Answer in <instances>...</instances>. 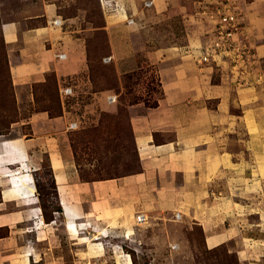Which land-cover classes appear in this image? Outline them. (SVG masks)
Instances as JSON below:
<instances>
[{"label": "crops", "instance_id": "obj_1", "mask_svg": "<svg viewBox=\"0 0 264 264\" xmlns=\"http://www.w3.org/2000/svg\"><path fill=\"white\" fill-rule=\"evenodd\" d=\"M109 1L119 5L113 13L126 22L122 31H133L128 39L121 36V29L111 31V61H119L125 75L139 70L143 57L158 79L156 107L140 102L129 107L141 170L121 178L82 180L65 137L69 125L79 121L65 106L68 117L51 119L47 113H33L27 122L29 136L0 135V233L4 234L0 264H45L61 226L67 241L75 242L69 231L75 225L88 227L82 235L93 236L96 242L127 243V232L135 227L132 223L137 224L139 214L161 219L167 212L191 209L194 220L203 225V220L216 216L212 206L222 205L217 187L224 174L227 179H241L247 196L261 194L251 184L264 182V0H239L243 33L249 36L256 61L244 85L226 66L201 61L206 37L218 22L204 25L202 18L197 19L199 10L185 5L197 7L198 0ZM147 2L150 7H145ZM175 14L186 25L195 23L196 32L183 30L180 36L171 30L173 39L162 44L135 38L138 32L156 33L160 22L172 28ZM58 19L62 25L54 26ZM64 25L55 6L45 0L25 2L16 19L3 24L12 82L17 93L25 90L27 101L33 97L29 88L44 83L49 74H55L59 88L73 89L74 95L64 102L78 99L73 78L86 73L87 66L74 43L65 42ZM127 60L129 64L122 67ZM111 95L119 99L112 90L96 94L106 108L119 103H109ZM222 147L227 148L225 157ZM45 159L53 174L54 203L62 210L51 212L50 218L39 193ZM245 199L242 204L250 206ZM215 236L223 237L219 243L227 237L210 231L208 238Z\"/></svg>", "mask_w": 264, "mask_h": 264}, {"label": "rangeland", "instance_id": "obj_2", "mask_svg": "<svg viewBox=\"0 0 264 264\" xmlns=\"http://www.w3.org/2000/svg\"><path fill=\"white\" fill-rule=\"evenodd\" d=\"M45 1L54 5L58 16L65 21L63 33L68 37L65 42L74 43L75 48L84 55L87 72L73 78L78 86V99L64 102L60 98L55 74L47 75L44 83L29 88L33 95L30 101L25 98V90L17 93L12 82L2 27L15 20L16 14L30 0H0V135L14 137L17 132H22L27 137L31 134L27 122L33 113H47L51 119L61 118L67 116L64 113L65 106L67 111L73 113V118L79 121V128L69 131L65 137L72 147L74 157L75 153L79 157L82 167L75 162L81 179H115L138 173L141 168L129 107L139 102L149 108L156 107L160 90L155 69L140 57V69L122 75L119 61L113 59L110 63L104 62L105 58L113 56L111 31L119 30L126 24L113 13L118 3H107L106 0ZM198 1L200 4L197 7L192 3L185 5L191 11L199 10L197 19L202 18L200 21H204L206 26L225 18V5L233 8L229 14H236L238 38L249 43V36L243 33L239 0ZM143 5L141 1L138 7L141 9ZM232 17L229 16L228 20ZM170 22L172 28L160 22L156 33L148 36L136 31L138 33L135 38L141 42L153 40L162 44L173 39L171 30L180 36L183 30H186L184 33L189 30L196 32L195 23L189 22L186 25L183 19L178 20L177 14ZM120 32L121 36L128 39L133 31L123 32L121 29ZM202 33L201 29L200 36ZM209 34L206 44L208 41L210 44L211 34H216V31ZM127 64L128 60L123 61L122 67ZM214 80H218L217 75ZM10 81L12 88L7 87ZM106 90L119 95V103L115 107L101 106L96 94ZM221 137L225 138L226 134ZM220 151L225 157L227 148L222 147ZM41 176L46 187L44 193L50 195L44 199L43 206L50 218L51 212L59 207L51 196L53 185L47 159ZM223 176L217 187L218 201L222 205L212 206L216 216L210 221L203 220V225L194 220L191 209L184 212L170 211L161 219L149 220L148 217L149 226L144 228L139 227L141 223H132L135 225L132 228L134 240L127 237L130 242L103 243L88 236V244L82 243L76 235L78 231L85 233L88 227L71 226L70 236L75 240L71 242L67 241V233L60 225L62 230L55 236L58 243L52 248L53 254L45 260V264H264V182L252 181L251 185L259 187L261 194L247 196L243 193L241 179L233 180L227 179L225 174ZM247 197L251 201L250 206L242 204V200ZM177 214L182 216L181 220L177 219ZM210 231L227 237L219 243L223 237L215 236L216 244L210 246ZM4 233L7 234L6 231Z\"/></svg>", "mask_w": 264, "mask_h": 264}, {"label": "built area", "instance_id": "obj_3", "mask_svg": "<svg viewBox=\"0 0 264 264\" xmlns=\"http://www.w3.org/2000/svg\"><path fill=\"white\" fill-rule=\"evenodd\" d=\"M104 2V0H101ZM146 7H150L151 3H145ZM226 14L225 18L223 17L221 21L216 24V34H212L209 41L206 44L205 48L202 51L201 61L207 62L210 64H214L217 66H226L231 70L233 75L237 76V80L239 84L244 85L246 81V76L248 73H251L252 67L254 66L255 54L254 51L250 48L249 43L245 40L240 41L238 38L239 28L236 25V14H229L232 12L231 7L225 5ZM235 13V12H234ZM233 16L230 20H228L229 16ZM54 26H61L62 20L58 19L52 22ZM129 24H133L134 20L130 19L128 21ZM60 59H64L65 55H59ZM105 63H110L111 58H105ZM221 68V67H220ZM59 95L62 99H67L72 97L73 89L71 87L59 88ZM118 101V96L111 95L108 97L109 103H116ZM79 128V124L77 122L71 123L68 127V131H75ZM177 218L180 215H176ZM145 222V216L143 214H139L137 216V223Z\"/></svg>", "mask_w": 264, "mask_h": 264}, {"label": "trees", "instance_id": "obj_4", "mask_svg": "<svg viewBox=\"0 0 264 264\" xmlns=\"http://www.w3.org/2000/svg\"><path fill=\"white\" fill-rule=\"evenodd\" d=\"M9 86L12 88V84H11V81L8 83V88H9ZM106 91H110V90H106ZM60 96V95H59ZM78 155L75 153V160H76V162L79 164L78 166L81 168L82 167V165L79 163V157H77ZM49 170H50V174H51V179H52V170H51V168H50V166H49ZM82 180H85V179H82ZM86 181V180H85ZM88 181H94V180H88ZM51 182H52V193H51V196H52V198L53 197H55L56 196V191H55V185H54V182H53V179L51 180ZM45 189H46V187H45V185L44 184H40L39 185V193H40V197H41V202L43 203V206H45V203H44V199L46 198V197H49L50 195L48 194V195H46L45 193H44V191H45ZM51 198V199H52ZM62 210H61V208H59V209H57V210H55V212H61ZM54 212V211H53Z\"/></svg>", "mask_w": 264, "mask_h": 264}, {"label": "bare ground", "instance_id": "obj_5", "mask_svg": "<svg viewBox=\"0 0 264 264\" xmlns=\"http://www.w3.org/2000/svg\"><path fill=\"white\" fill-rule=\"evenodd\" d=\"M143 215L145 216V222H143V223H141V224L139 225V227H142V228H144V227H146V226H149V225H148V215H146V214H143ZM176 217H177V216H176ZM177 219H178V220H181V219H182V216L180 215V217H178ZM82 230L84 231L85 229L83 228ZM82 234H84V233H83V232H80V231L76 232V235H77V237H79V240H80L82 243H86V244H88L89 239L87 238V236H84V235H82ZM127 237L133 239L132 228H130V229L128 230ZM209 243H210V246H215L216 241L214 240V237L209 238Z\"/></svg>", "mask_w": 264, "mask_h": 264}]
</instances>
